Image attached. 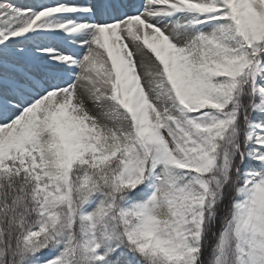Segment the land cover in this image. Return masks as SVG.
Returning <instances> with one entry per match:
<instances>
[{"label": "snow or ice", "instance_id": "6c2138e0", "mask_svg": "<svg viewBox=\"0 0 264 264\" xmlns=\"http://www.w3.org/2000/svg\"><path fill=\"white\" fill-rule=\"evenodd\" d=\"M0 264H264V0H0Z\"/></svg>", "mask_w": 264, "mask_h": 264}, {"label": "rangeland", "instance_id": "374dc122", "mask_svg": "<svg viewBox=\"0 0 264 264\" xmlns=\"http://www.w3.org/2000/svg\"><path fill=\"white\" fill-rule=\"evenodd\" d=\"M22 2H23V0H22ZM136 2L138 3V2H139V0H136Z\"/></svg>", "mask_w": 264, "mask_h": 264}, {"label": "bare ground", "instance_id": "6f19581e", "mask_svg": "<svg viewBox=\"0 0 264 264\" xmlns=\"http://www.w3.org/2000/svg\"><path fill=\"white\" fill-rule=\"evenodd\" d=\"M139 2H140V0H139ZM139 2H138V3H139Z\"/></svg>", "mask_w": 264, "mask_h": 264}]
</instances>
